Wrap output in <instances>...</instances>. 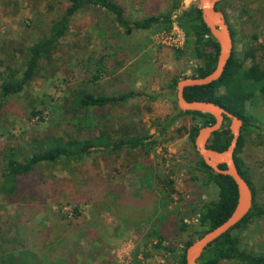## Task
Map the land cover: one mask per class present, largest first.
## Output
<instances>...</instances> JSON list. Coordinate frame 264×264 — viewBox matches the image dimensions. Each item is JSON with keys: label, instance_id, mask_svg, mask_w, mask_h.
Instances as JSON below:
<instances>
[{"label": "rangeland", "instance_id": "374dc122", "mask_svg": "<svg viewBox=\"0 0 264 264\" xmlns=\"http://www.w3.org/2000/svg\"><path fill=\"white\" fill-rule=\"evenodd\" d=\"M117 1L130 19H142L173 0ZM179 1L181 6L185 0ZM187 2L186 8L198 4V0ZM45 4L42 0H0V50L7 41L17 42H8L11 47L23 40L30 44L45 30L48 22L44 21L50 19ZM219 7L234 29L233 52L242 64L240 72L253 59L264 68V0H225ZM178 17L166 29L156 25L126 34L104 10L82 11L52 54L51 70L43 71L6 102L0 113V151L13 146L29 152L37 132L64 123L62 103L68 86L82 82L102 94L141 92L143 95L126 103L91 109L90 113L102 124L132 122L140 130L156 134L158 144L148 152L100 146L81 162L41 166L23 178V193L18 201L14 197L15 202L4 199L0 175V240L11 235L15 248L8 255L0 242V264L25 259L32 264H175L169 251L154 247L155 228L161 224L173 229L182 219L192 224L198 202L207 197L197 195L198 182L193 176L199 172L192 162L193 148L188 134L178 131L196 121L188 114L180 115L160 136L155 127L157 121L180 110L176 98L168 96L171 78L190 75L199 64ZM96 72L99 79L94 83L90 79ZM150 94L159 97L152 100ZM32 106L42 114L31 117ZM247 108L262 128L249 126L241 131L238 157L251 182L263 189L264 99L259 92ZM1 168L0 153V173ZM124 195L136 196L153 207L147 213L124 215L119 206ZM166 211L169 214L164 217ZM188 235L173 230L163 245L172 242L181 249ZM240 239L241 247L264 252V217L247 223ZM221 264L238 263L225 260Z\"/></svg>", "mask_w": 264, "mask_h": 264}, {"label": "trees", "instance_id": "16d2710c", "mask_svg": "<svg viewBox=\"0 0 264 264\" xmlns=\"http://www.w3.org/2000/svg\"><path fill=\"white\" fill-rule=\"evenodd\" d=\"M42 1L46 3V10L50 17V19L44 21L48 22V25L43 22L46 25L45 30H40L38 36L30 44H26L23 40L18 42L16 46L11 47L8 42H15L14 44L17 42L7 41V44H4L0 50V113L10 98L22 93L25 87L38 75H41L43 71L51 70L52 54L61 39L71 30L73 20L82 11L92 8L104 10L112 16L118 27L124 29L126 34H131L134 30H148L156 25L161 29L168 28L172 21L173 12L178 10L181 4L179 0L168 1L167 5L163 9L157 10L156 13L146 15L142 19H130L126 15L124 5L117 0ZM53 2H55V5H53ZM222 2L217 4V8L220 9L219 5ZM178 15L177 22L186 30L193 54L199 64L190 75H178L171 78L168 84L170 91L168 96L172 100L176 98L177 81L183 77H201L213 71L216 66L218 52L217 42L202 20L201 10L197 5L193 4L185 8ZM230 30L234 39V29L230 27ZM182 51L183 49H178V52ZM241 66L242 64L232 51L231 57L218 80L202 86L186 87L184 97L187 100H208L217 103L243 120L241 131L249 126L261 129L262 124L252 117L247 105L257 92L264 99V68L256 59H253L242 72H240ZM55 71L56 69L53 73ZM97 79H99V74L96 72L90 80L95 83ZM141 95H143L141 92L133 90L121 92L117 95L102 94L93 88H89L83 82L69 85L68 93L63 98L62 103L64 106L62 114L64 123H56L52 128H47L41 133L37 132L31 140L32 146L29 152H20L13 146L1 149V193L4 199L15 202L14 197L17 196L15 199L18 201V197L23 193L21 181L39 167L58 162L66 164L81 162L100 146L111 150L129 148L148 152L151 147L158 144L156 134H148V132L140 130L132 122H119L116 125L108 124V121L104 124L102 122L98 123L90 113L91 109L119 105ZM148 97L153 100L159 97V94H150ZM41 114L42 110L37 109L35 106L31 107V117ZM183 114L190 115L196 121L190 128L182 126L178 128V131L181 134L184 132L188 134V141L193 148L194 157L192 162L199 172V175L193 176L198 182L197 195L201 196V193H205L207 197L198 202L196 218L192 224L182 219L178 226L174 223L173 229L166 225L161 226V224L158 228H155L157 243L154 247L169 251L172 256V263L175 264H185L184 252L186 247L195 238L225 220L234 209L237 201V189L233 179L228 175L216 173L207 166L194 145L198 129L214 122V117L211 114L179 110L167 120L155 123L158 135L165 134L166 130ZM225 120L226 122L221 130L212 134L208 141V147L219 151L228 147L232 136L228 128L230 120L226 117ZM241 145L242 136L238 139L234 159L240 173L250 184L253 194L252 207L242 220L205 249L199 258L198 264H221L225 260L235 261L238 264H264V252H255L241 247L242 229L252 219L264 217V187L259 189L251 182L247 169L244 168L243 162L238 157ZM220 168H224V165H220ZM167 181L172 180L168 178ZM119 206L123 208L120 211L124 215L147 213L150 210L148 208L152 209L153 207V205L148 206L147 202H141L136 196L131 195H124L119 202ZM168 214L169 212L166 211L163 215L165 217ZM173 230L180 236L186 232L189 234L184 239L181 249H177V244L174 245L172 242L163 245L166 239L170 240L169 234ZM13 241L11 235L6 236L4 240H0L6 246L5 250L2 249L4 253L9 255L10 251L15 249L12 248L13 244L11 245ZM14 264L32 263L25 259Z\"/></svg>", "mask_w": 264, "mask_h": 264}, {"label": "water", "instance_id": "95a60500", "mask_svg": "<svg viewBox=\"0 0 264 264\" xmlns=\"http://www.w3.org/2000/svg\"><path fill=\"white\" fill-rule=\"evenodd\" d=\"M224 0H198L197 7L201 10V17L211 35L217 42L218 52L216 66L210 73L201 77H183L177 81L175 97L177 106L182 111H199L211 114L214 122L201 126L194 139L196 151L214 172L230 176L237 189V201L230 215L220 224L207 230L189 244L184 252L185 264H198L199 258L206 248L213 244L217 238L228 232L250 211L253 203V194L249 182L240 173L234 159V151L241 134L243 120L230 113L222 106L208 100H187L184 97V89L189 86H202L218 80L233 51L234 39L230 26L222 9L217 4ZM226 118L230 122L228 128L231 140L225 150L219 151L208 147V141L212 134L225 124ZM224 165V168H220Z\"/></svg>", "mask_w": 264, "mask_h": 264}, {"label": "built area", "instance_id": "2783aa9c", "mask_svg": "<svg viewBox=\"0 0 264 264\" xmlns=\"http://www.w3.org/2000/svg\"><path fill=\"white\" fill-rule=\"evenodd\" d=\"M189 1H191V0H189ZM187 5H188V2H187V0H185L184 1V4L181 5L178 10H176L175 12H173V15H172V21L173 22H174L176 16L180 13V11L183 10V9H185L187 7ZM180 45L181 44H177L176 48H181Z\"/></svg>", "mask_w": 264, "mask_h": 264}]
</instances>
